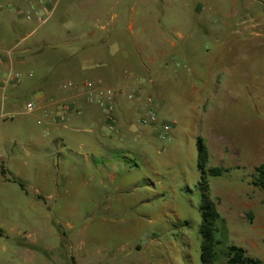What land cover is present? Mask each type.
Returning a JSON list of instances; mask_svg holds the SVG:
<instances>
[{"label":"rangeland","instance_id":"374dc122","mask_svg":"<svg viewBox=\"0 0 264 264\" xmlns=\"http://www.w3.org/2000/svg\"><path fill=\"white\" fill-rule=\"evenodd\" d=\"M6 1L0 0V22L28 25L16 14L23 0ZM145 1L139 9L147 8ZM169 6L184 37L176 38V52L167 61L144 62L150 75L141 68L147 79L130 88L153 100L160 120L171 127L169 137H159V125L138 124V132L126 125L108 130L106 141L99 140L106 147L92 159L94 166L103 165L111 154L108 168L78 170L77 204L46 206L41 223L58 237L44 248L41 223L4 219L0 264H25L20 257L25 247L18 248L17 242L28 235L38 241L30 247L35 254L30 264H205L204 195L221 216L209 224L216 258L206 264H226L224 254L231 246L249 248L248 254L264 263V191L254 185L256 169L264 165V0H164L161 5ZM48 27L53 23L37 28L32 37L39 38ZM125 38L133 50L136 39L129 32ZM51 46L79 62L78 44ZM22 104L23 99L18 110ZM148 107L144 103L134 120ZM39 115H18L12 121L35 122ZM0 123L14 125L11 120ZM88 137L78 132L86 145ZM200 140L208 152L203 173Z\"/></svg>","mask_w":264,"mask_h":264},{"label":"crops","instance_id":"0c3cea01","mask_svg":"<svg viewBox=\"0 0 264 264\" xmlns=\"http://www.w3.org/2000/svg\"><path fill=\"white\" fill-rule=\"evenodd\" d=\"M37 1L23 0L24 5L17 7V16L25 18L23 12ZM46 1L53 15L44 25L26 19L28 25L25 26L14 21L0 22V114L13 115L11 119L0 121L11 120L14 124L9 127L0 123V221L12 217L41 223L48 214L46 206L49 203L77 204L79 169L85 171L88 167L104 165L108 168L111 154L106 156L103 165L94 166L92 162L97 150L106 147L99 140L107 137L109 129L101 111L85 102L79 88L85 82L84 77L109 87L114 85L133 91L130 88H135L136 84L142 86L147 79L141 68L150 75L144 62L167 61L176 52V38L184 37L177 29L172 6L161 7L164 0L145 1L149 5H159L155 9L149 5L139 9L144 0ZM51 22V29L48 27L37 39L32 37L37 28ZM31 26L35 29L28 32ZM125 32L136 39L133 50L129 48ZM15 36L21 39L14 40ZM69 43L78 44L79 62L74 55L65 57L58 47L51 46ZM12 72L20 74L19 86L4 87L3 81ZM69 82L76 87L64 89ZM27 93L35 95L23 97ZM140 96L141 103L118 99L116 130L126 125L129 131L133 126L137 128L134 132L139 131L142 116L135 121L133 115L143 112L144 103H147L143 94ZM21 99L23 104L27 99L37 102L36 112L40 114L34 117L37 121H12L18 115H26L22 113L23 104L18 110ZM60 104L71 108L65 113L64 122L60 121ZM78 132L91 135L86 138L87 145L79 141ZM78 150L82 160L79 166ZM69 212L75 219L76 213ZM38 232L44 248L58 237L46 223L40 224ZM4 235L0 228V239ZM22 238L17 240L18 248L24 246L26 250L21 260L25 264L33 263L35 254L30 247L38 241L31 235L26 241ZM253 246L256 247V243Z\"/></svg>","mask_w":264,"mask_h":264},{"label":"built area","instance_id":"2783aa9c","mask_svg":"<svg viewBox=\"0 0 264 264\" xmlns=\"http://www.w3.org/2000/svg\"><path fill=\"white\" fill-rule=\"evenodd\" d=\"M53 15L52 8L49 6L46 0H38L37 3H32L28 11L23 12V16L28 21H36L38 25H44L48 23ZM11 53V52H10ZM21 82V76L19 73L12 72L3 81L4 87L8 86H19ZM76 87L73 82H69L63 86L64 89H71ZM85 102L88 105L98 108L103 114L104 120L109 131L116 130V113H117V103L118 99H124L130 102H139L141 97L139 94L130 90H123L120 88L109 87L103 84L96 83L94 81H85L79 86ZM149 104L148 109L144 111V115L140 119L142 126L154 127L159 125L160 132L159 137L166 139L169 137V132L171 127L160 120L158 113L156 112L153 100L151 98H145ZM59 107L62 109V114L60 116V121H65V113L70 111L69 105L60 104ZM38 110V104L35 100H25L23 104L22 113L26 115H31ZM79 113V112H78ZM13 115H8L5 113L0 114V119L12 118ZM42 122L39 121L38 125Z\"/></svg>","mask_w":264,"mask_h":264},{"label":"trees","instance_id":"16d2710c","mask_svg":"<svg viewBox=\"0 0 264 264\" xmlns=\"http://www.w3.org/2000/svg\"><path fill=\"white\" fill-rule=\"evenodd\" d=\"M199 145V163L198 167L202 171H205V167L208 163V152L207 149L202 145L201 140L198 143ZM211 173L219 174L220 172L217 169H212ZM256 174L258 180L255 181L254 185L264 191V165L256 169ZM205 197V205L201 207L203 211V228L202 234L204 236H208L206 243L203 245V255L202 260L206 263L214 262L216 255L213 252L214 242L210 237V228L209 224L212 222L221 219L220 214L216 211L212 204L208 201L206 195ZM226 264H264L262 260L252 257L248 254V251L244 248L231 246L228 248L226 253L224 254Z\"/></svg>","mask_w":264,"mask_h":264},{"label":"water","instance_id":"95a60500","mask_svg":"<svg viewBox=\"0 0 264 264\" xmlns=\"http://www.w3.org/2000/svg\"><path fill=\"white\" fill-rule=\"evenodd\" d=\"M137 130V128L135 127V126H133L132 128H131V131H136Z\"/></svg>","mask_w":264,"mask_h":264}]
</instances>
